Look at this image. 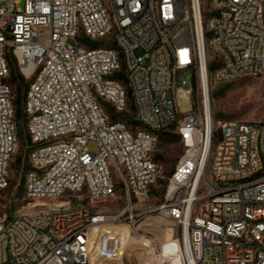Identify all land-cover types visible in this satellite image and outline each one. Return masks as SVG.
I'll return each mask as SVG.
<instances>
[{
	"label": "built area",
	"instance_id": "built-area-1",
	"mask_svg": "<svg viewBox=\"0 0 264 264\" xmlns=\"http://www.w3.org/2000/svg\"><path fill=\"white\" fill-rule=\"evenodd\" d=\"M10 60L29 83L28 209L0 217V264L118 261L148 214L174 225L181 264H264V124L218 122L213 145L210 108L213 86L264 75V0H0V191L18 145ZM172 127L182 154L146 208ZM118 191L119 214L80 200Z\"/></svg>",
	"mask_w": 264,
	"mask_h": 264
},
{
	"label": "rangeland",
	"instance_id": "rangeland-1",
	"mask_svg": "<svg viewBox=\"0 0 264 264\" xmlns=\"http://www.w3.org/2000/svg\"><path fill=\"white\" fill-rule=\"evenodd\" d=\"M20 7H23L21 3ZM72 44V42H69ZM24 83H28L24 80ZM13 96L15 85L11 84ZM189 87L184 86L176 94V105L180 113L187 112L191 106L187 95ZM210 108L214 120V127L220 135L218 122L243 121L264 124V75L260 77L243 78L232 84L213 86L210 92ZM134 110L128 106L125 115L133 119ZM27 135L24 124L18 130V145L8 174V184L5 190L0 191V217L15 218L17 213L27 210L23 201L24 176L27 170ZM92 149V145L89 146ZM182 148L179 142L162 140L154 151V161L160 168V179L152 189L151 196L143 202L146 208H153L159 204L165 191L167 180L173 172ZM19 161V163H18ZM83 203L89 204L94 211L119 214L125 209V202L118 191L117 196L110 200L91 204L81 198ZM79 201V200H77ZM175 232L174 225L169 221L158 218L155 214H148L140 218L133 230L123 257L115 262L97 261L95 264H160L158 259L151 260L150 252L158 253L159 247L165 242L167 234ZM150 246V250L147 249Z\"/></svg>",
	"mask_w": 264,
	"mask_h": 264
},
{
	"label": "trees",
	"instance_id": "trees-1",
	"mask_svg": "<svg viewBox=\"0 0 264 264\" xmlns=\"http://www.w3.org/2000/svg\"><path fill=\"white\" fill-rule=\"evenodd\" d=\"M9 67H10V77L8 82L10 85L11 84L15 85L13 107H14L15 120L17 122L18 130H19L21 125H23L25 122V116L22 112V106L29 83H24V80L19 75L13 60H10ZM173 129L174 127L161 132L159 138H161L162 140L179 142V137L177 136V134L172 132ZM218 140H219V134L216 131L212 136L213 145H215L218 142Z\"/></svg>",
	"mask_w": 264,
	"mask_h": 264
},
{
	"label": "bare ground",
	"instance_id": "bare-ground-1",
	"mask_svg": "<svg viewBox=\"0 0 264 264\" xmlns=\"http://www.w3.org/2000/svg\"><path fill=\"white\" fill-rule=\"evenodd\" d=\"M133 233V231H132ZM132 233H130V239L132 238ZM174 235L167 234L165 238V242L160 245L159 252L153 253L150 252L151 260L158 259L160 264H163L168 258L172 260L173 264H181V254L180 252L173 254H170L172 252H168L171 250L170 243L172 242V239H174ZM148 247V246H147ZM150 250V246L147 248Z\"/></svg>",
	"mask_w": 264,
	"mask_h": 264
}]
</instances>
